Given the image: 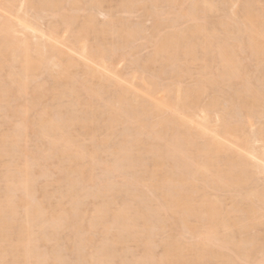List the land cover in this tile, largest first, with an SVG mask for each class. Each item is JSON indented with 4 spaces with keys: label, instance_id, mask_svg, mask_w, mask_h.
Masks as SVG:
<instances>
[{
    "label": "bare ground",
    "instance_id": "6f19581e",
    "mask_svg": "<svg viewBox=\"0 0 264 264\" xmlns=\"http://www.w3.org/2000/svg\"><path fill=\"white\" fill-rule=\"evenodd\" d=\"M113 1L0 0V264H264V0Z\"/></svg>",
    "mask_w": 264,
    "mask_h": 264
},
{
    "label": "rangeland",
    "instance_id": "374dc122",
    "mask_svg": "<svg viewBox=\"0 0 264 264\" xmlns=\"http://www.w3.org/2000/svg\"><path fill=\"white\" fill-rule=\"evenodd\" d=\"M111 1L114 2L113 0H111ZM112 2H109V4L111 5V6L109 5V7H112V5L114 6V5L116 4V3L114 4V3H112ZM107 6H108V5H107ZM107 6H106V7H107ZM107 8H108V7H107ZM114 12H115V15H116L115 17L118 18V19H119L118 16H120V17L123 16V14H122L123 12L121 13L122 15H121V14H120V15H117V13H116L117 11H115V10H114ZM114 12H113V13H114ZM119 13H120V12H118V14H119ZM125 14H126V13H125ZM136 14H137V13H135L134 15L131 16V18H134V19H132V21L135 20V21H133V22H137L138 19L143 21V19H141L140 17H138V14H137V15H136ZM141 15H142V13L139 14V16H141ZM134 16L136 17V19H135ZM127 17H128V19L130 18L129 15H128ZM141 17H142V16H141ZM100 18H101V21L105 20V18L102 17V16H101V17L99 16V19H100ZM121 18L127 19L125 16H124V17H121ZM137 18H138V19H137ZM142 18H143V17H142ZM48 19L51 20V18H48V17H47V20L45 19L44 22H43L44 25H45V24L48 25V24L46 23V22H49ZM136 20H137V21H136ZM146 20H147V19H144V23H147V22H145ZM45 21H46V22H45ZM147 21H149L150 23L148 22L147 24H145V26H146V25H147V26L149 25L148 27H150V26L152 25V22H151L150 20H147ZM184 24H185V23H183V26H184ZM185 27H186V25H185ZM185 27H182V28H185ZM140 43L143 44V41H142V42H137V43L135 44V47H136L137 44L139 45ZM138 45H137V46H138ZM142 48H143V50H141L142 52H140V49H142ZM142 48L139 49V52L137 51V55H136L135 52L131 51L132 49H129L131 52H130L129 50H126L125 53H126V54L130 53V54H131L130 56H133L134 59H136L137 56H138V58H139V57H140V58H143V56H145V55L147 56L148 53H149L151 50H150V49L147 50L146 47H142ZM144 48H146L145 50H147V51H145ZM132 52L136 55V57H135V55H134ZM139 54H140V56H139ZM128 55H129V54H128ZM130 56H128V57H129V61H130V62H129V66H128V65H125V64H127L128 62H125V64H124V65L126 66V67L124 66L125 68L123 67V65H121L122 69L125 70V69L127 68V70H128V69L130 70V72H129V70H128V73H131V71H132V69L130 68V63H131V61L134 60L133 57L131 58ZM146 56H145V57H146ZM145 57H144V58H145ZM130 59H131V60H130ZM127 61H128V60H127ZM127 66H128L129 68H128ZM193 69H194V68H193ZM197 69H198V68H197ZM197 71H198V70H197ZM195 72H196V71L194 70V71H193V74H194V75L198 74V73H195ZM198 72H199V71H198ZM126 73H127V72H126ZM184 82L187 83V84L190 83V81H188V80H186V81H184ZM165 83H166V82H165ZM185 83H184V84H185ZM187 84H186V85H187ZM49 98H50V101H49V102H51L52 96L49 97ZM47 99H48V98H47ZM48 100H49V99H48ZM48 100H46V101H48ZM51 103H52V102H51Z\"/></svg>",
    "mask_w": 264,
    "mask_h": 264
}]
</instances>
